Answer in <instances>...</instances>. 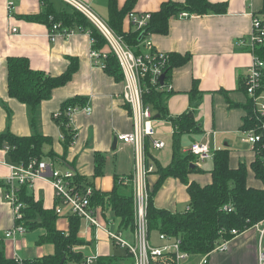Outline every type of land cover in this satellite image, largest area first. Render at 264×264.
Wrapping results in <instances>:
<instances>
[{"label":"crops","instance_id":"1","mask_svg":"<svg viewBox=\"0 0 264 264\" xmlns=\"http://www.w3.org/2000/svg\"><path fill=\"white\" fill-rule=\"evenodd\" d=\"M11 1L14 2L12 15L9 13ZM53 1L56 8H62L65 3L63 0ZM85 1L90 3L92 0ZM117 1L120 8L127 2ZM168 1L186 0H136L132 10L136 13H152ZM210 1L226 2L227 12L201 16H183L180 13L170 19L168 33L151 36L158 49L188 58L183 64H174L170 71L173 89L168 93L167 110L170 117H176L189 110L193 105L189 94L196 83L200 98L196 101L195 117L202 125V132L185 135L183 142L188 136L190 146L198 140L208 141L212 152L220 148L229 149L230 165L233 168L238 167L240 163L247 165L249 186L263 188L262 181L255 177L251 167V163L256 159V150L254 145L245 139L243 132L244 120L248 115L245 106L249 97L242 82L255 57L249 45L252 19L259 15L264 17V0ZM105 5L108 11V1ZM44 9L42 0H0V134L10 130L16 135L28 136L37 130L50 136L53 144L47 145L45 152L53 150L55 158L47 157L44 161L61 171L73 170L76 179L106 194L113 190L121 177L134 172L132 170L121 175L118 171L121 152L125 151V147H131L133 153L134 147L118 140L116 148L113 149L114 137L119 133H130L134 128L131 106L123 97L126 82L124 79L116 80L104 67L93 64L90 54L92 40L88 32L77 30L70 37L59 35L53 41L50 38L51 27L45 21L26 18L29 15L41 14ZM124 25L129 31V17ZM15 27L18 31L13 33L11 30ZM16 56L29 58L34 69L46 71L53 76L66 72L73 62L77 65L72 79L54 89L51 96L38 106L34 125L30 122V108L8 93L7 62L9 57ZM74 96L87 98L91 113L79 111L75 114L73 127L77 128L76 142L65 147L61 141L62 131L53 120V115L60 110L64 101ZM154 124L158 130L157 138L163 139L166 145L167 141L171 143L174 128L168 118L157 114ZM148 142V149L152 153L155 148L153 141L148 138ZM190 146L183 150H188ZM110 156L115 157L113 171L108 169ZM98 160L101 161L102 173H97ZM12 162L8 148H0V238L3 239L4 253L8 257L21 259H36L54 254V243L37 242L38 237L45 232L43 228L27 230L26 233L17 234L16 238L5 237L6 231L14 225L11 204L5 199L7 186L4 185L5 178L11 174ZM204 162L198 165L205 172H192L188 176L190 181L201 185L212 181L210 170L214 166L212 164L211 169H205ZM156 179L157 175L151 172L147 182L154 185ZM29 188L30 194L35 199L42 200L46 209L57 205L49 173L36 177L33 186ZM155 196L157 207L172 212H178L175 208L180 201L190 203L187 187L179 178L165 179ZM108 213H111V210H99V218L104 223L108 219ZM113 220L119 225L117 217ZM80 227L78 235L86 243L74 246V252L83 257L93 253L98 256L110 254L108 250L113 243L105 229H100L97 239H94V228L89 227L85 220L81 219ZM56 228L62 232L69 231V214L59 216ZM263 228L261 225H254L240 232L231 238L228 250L211 253L208 264H258V248H264V233H261ZM124 231L127 235L130 232L129 229ZM187 264H193V261Z\"/></svg>","mask_w":264,"mask_h":264},{"label":"trees","instance_id":"2","mask_svg":"<svg viewBox=\"0 0 264 264\" xmlns=\"http://www.w3.org/2000/svg\"><path fill=\"white\" fill-rule=\"evenodd\" d=\"M45 5L43 13L29 15L26 18L35 21H45L52 28L54 23H61L63 28L69 30L89 32L93 50L100 53L107 52L104 61V68L113 75L116 80L124 79L122 68L115 54L109 49V43L104 35L99 32L95 25L75 7L64 3L62 8H56L53 0H42ZM109 17L107 24L113 31L123 37L128 44L139 43L140 31L131 24L129 31L125 29V20L136 0H127L123 7L118 6L117 0H107ZM226 2L212 3L210 0H186L185 2L168 1L161 4L158 11L152 12L151 19L147 22V33L166 34L170 29V19L180 13L189 15H204L210 13H226ZM264 13V8L262 10ZM264 20V18H263ZM256 53L264 59V46L257 48ZM187 57L171 54L169 73L174 64H183ZM75 61V60H73ZM76 63H72L68 70L59 76H53L46 71L34 69L29 58L25 56L9 57L7 62V85L8 93L16 100H20L30 108L31 125L36 123L38 106L48 99L53 90L68 83L76 71ZM264 76V75H263ZM244 87V82H242ZM245 89V88H244ZM171 92V91H169ZM166 91H155L149 89L144 94V101L155 111V116L166 117L173 124L172 134V159L168 165L162 166L159 161L150 153L146 143L147 165L153 164L157 175L154 185L148 182L149 202L147 206V221L149 231H158L160 234L181 239L182 250L191 253L193 256L209 254L216 243L225 238H233L232 230L245 231L260 221L264 220V133L263 139L254 145L256 159L251 163L255 177L262 181L263 188H256L248 184V166L240 163L233 168L230 165V150L220 148L215 150L213 155V168L211 182L201 185L196 181H190L188 176L192 172H205L197 164L195 155L190 150H183L184 136L199 134L202 132V125L196 120L195 107L200 98L198 85L195 83L191 95L192 106L184 113L176 117H170L167 110ZM87 98L74 96L64 101L58 111L60 114L53 115V120L62 131L61 141L65 147L76 142L77 128L70 125V108L87 105ZM248 115L245 118L243 129L252 127L255 121L252 119L253 108L249 99L245 106ZM52 138L37 130L31 135H16L10 130L0 134V148H8L13 163L29 162L33 158L38 160L55 158L53 150L45 152L47 145H52ZM100 160L96 166L97 173H102ZM194 164V167L191 165ZM133 176V173L129 175ZM173 177L180 179L190 195L189 208L184 212H172L166 208L155 205V195L163 186L165 179ZM77 180L81 182L78 178ZM81 184H83L81 182ZM27 185H20L17 192L20 200L24 202L22 208L23 225L28 231L35 228H43L45 232L40 235L38 243H54L56 250L54 254L42 256L36 259H22L8 257L4 253L2 238H0V264H65L69 260L79 261L84 257L74 252L73 247L86 243L79 235L81 219L79 216L69 214V231L62 232L56 228V220L59 214L53 208L46 209L42 200H37L30 194ZM94 203L101 207V210H111L119 219L121 229H134L135 211L133 187L116 183L112 191L106 194L95 189L93 196ZM231 206L232 210L224 209V206ZM130 260L126 251L122 255L108 254L99 255L95 264H128Z\"/></svg>","mask_w":264,"mask_h":264},{"label":"built area","instance_id":"3","mask_svg":"<svg viewBox=\"0 0 264 264\" xmlns=\"http://www.w3.org/2000/svg\"><path fill=\"white\" fill-rule=\"evenodd\" d=\"M69 5L81 11L90 20H92L102 31L105 39L109 43L110 51L118 58L120 67L124 74L126 82L123 97L131 106L133 112V131L130 133H119L117 140H122L126 144L134 147L135 164L133 176H123L119 182L131 183L133 185L134 197L137 201L135 207V228L129 229L131 238L126 234L124 237V229H120L116 220L108 218L105 226L100 223V206L94 203L95 188L92 185L81 184L76 179V174L73 170H58L53 167V164L47 163L44 160L33 158L31 161L11 163V174L5 178L4 185L7 186L5 199L9 201L12 208L14 225L6 231L5 237L16 238L17 234L26 233L27 229L23 225L22 208L24 202L18 196V188L20 185L33 186V181L36 177L46 176L50 173V180L55 189V199L57 205L55 211L59 216L74 214L85 220L89 227L94 228V239H97V232L100 229H105L110 241L126 251L130 260L128 264H184V262L196 255H192L181 248V239H177L168 235L160 234L159 239L163 241L161 245H153L150 240L151 231L146 222V207L149 202V190L147 177L149 173L155 170L151 163L147 165L146 142L148 138L152 139V144L156 149L165 147L166 142L158 139V130L154 124L155 111L152 110L149 104L144 101V94L149 89L155 91H172L173 82L169 69L171 68V53L158 49L153 39L152 34L147 33V22L151 19V12L129 13V20L136 30L140 31L139 43L128 44L123 37L113 31L107 22L99 19V17L91 11L87 4L81 0H64ZM14 10V2L9 3V13L12 15ZM181 15L187 16L188 13ZM263 16H254L252 21V30L250 32V50L254 53V59L248 67L244 76L245 93L251 101L253 108V120L255 121L252 127L244 129V136L251 144L256 145L263 139L264 133V59L256 53L257 48L264 46V20ZM13 33L18 31V28H12ZM77 29L69 30L63 28L61 23H54L50 31L51 40H55L59 35L64 37L72 36ZM89 33V32H88ZM107 52H98L91 48L90 54L93 64L98 67H104V59ZM166 73L162 81L160 77ZM79 111L91 113L90 105L82 107L70 108L68 110L71 119L70 125L73 126V118ZM60 113L56 112L58 116ZM196 159L197 164L205 161L214 155L211 151L209 142L194 141L190 148ZM224 209L232 210L231 206H224ZM108 209H106L107 211ZM110 211V210H109ZM264 227V220L256 224ZM242 232V231H241ZM240 231L233 229L232 235L237 236ZM264 233V228L261 229ZM231 239L225 238L216 243L215 247L209 254L199 256L200 259L196 264H208L209 256L213 252H223L228 250ZM97 253L87 255L82 260H69L65 264H95ZM19 261L21 258L17 257ZM258 264H264V248H258Z\"/></svg>","mask_w":264,"mask_h":264},{"label":"rangeland","instance_id":"4","mask_svg":"<svg viewBox=\"0 0 264 264\" xmlns=\"http://www.w3.org/2000/svg\"><path fill=\"white\" fill-rule=\"evenodd\" d=\"M81 1L84 4H87L90 7L91 11H93L99 17L100 20L106 22L107 17H108V11H107V6L105 5V2H107V0H92L90 3L88 1H85V0H81ZM90 21L92 22L93 25L96 26V28L99 30V32L102 33V31L100 30V28L92 20H90ZM132 118H133V112H132ZM185 138L187 140L185 139L186 141L183 142V148L190 146V143H191L190 139H188L189 138L188 136L185 137ZM124 149H125V151L124 152H121L122 155L120 157L119 168H118V171H119V173L121 175L124 174V173L127 174V173L131 172L132 170H134V164H135V154H134V152L132 153V148L131 147H125ZM152 153H153V156L156 159L158 158V161H159V163L162 166L168 165L169 164V161L171 162L172 154H173L172 153V142L170 143L169 141H167V145L164 148H162V150H157V149L153 148L152 149ZM114 164H115V157L110 156L109 161H108V169H112V171H113L114 170L113 169ZM212 164H213V156L210 157V158H207L205 160V162H204L205 169H211L213 167ZM120 183H121V185H124V186H132L133 187V185L131 183H129V182H127V183L120 182ZM148 190H149V187H148ZM133 197H134V192H133ZM165 201L168 202L167 199H165ZM136 206H137V201H136V199L134 197V211H135V207ZM189 206H190L189 205V202H187V201H180L178 203L177 207L175 208V210H177L178 212H184V211H186L189 208ZM146 210H147V207H146ZM135 215H136V211H135ZM107 217L110 218V219H116V217H114V214L112 212L111 213H108L107 214ZM146 222H147V225H148L147 213H146ZM100 223L103 226H105V223L101 219H100ZM35 229L36 230H39L38 228H35ZM126 234L127 233H124V237H125ZM128 236H129V238H131L132 235H131L130 232H128ZM38 240H39V237L37 239V242H38ZM150 240H151V243L153 245H156V246L163 244V241L159 239V232L156 231V230H154V231L151 232ZM108 252L110 254L122 255V253L124 252V249L123 248H120V247H117L114 244H111ZM199 259H200L199 256H194V257L186 260L184 262V264H187L189 261H193V264H194Z\"/></svg>","mask_w":264,"mask_h":264},{"label":"water","instance_id":"5","mask_svg":"<svg viewBox=\"0 0 264 264\" xmlns=\"http://www.w3.org/2000/svg\"><path fill=\"white\" fill-rule=\"evenodd\" d=\"M165 76H166V73L162 74L161 77H160V81L163 82ZM158 116H159V115H158ZM117 142H118L117 137H114L113 149L116 148ZM193 165H194V164H192L191 167H194Z\"/></svg>","mask_w":264,"mask_h":264}]
</instances>
